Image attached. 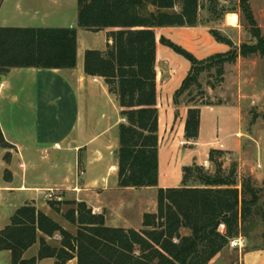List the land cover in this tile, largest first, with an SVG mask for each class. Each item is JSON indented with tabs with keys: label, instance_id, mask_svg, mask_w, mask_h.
Listing matches in <instances>:
<instances>
[{
	"label": "trees",
	"instance_id": "16d2710c",
	"mask_svg": "<svg viewBox=\"0 0 264 264\" xmlns=\"http://www.w3.org/2000/svg\"><path fill=\"white\" fill-rule=\"evenodd\" d=\"M146 0H77V24L90 31L109 29L104 50L84 53V72L100 76L115 94L124 121L118 127V186L152 187L158 178V111L156 58L158 41L180 53L190 62V69L174 93L177 96L189 84L198 85L200 68L215 67L221 77L226 62L258 54L264 61V32L258 26L249 0H236L232 9L240 12L254 43H243L238 53H214L204 59L160 36L156 28L196 26L199 11L206 9L204 22L220 19L227 12L219 0H149L154 10L143 13ZM233 1V0H223ZM217 42L232 47V41L211 28ZM76 65V28L70 27H0V76L11 68L58 69ZM200 108L187 109L184 132L196 139ZM0 147L10 148L0 130ZM211 149L210 172L203 165L183 169L182 185L158 188L156 212H146L141 228L110 227L104 215L93 213L84 201H53L47 204L69 224L72 233L54 218L26 202L17 207L0 229V251L9 253V264H37L51 258L54 264H209L246 224L264 214V185L256 186L245 178L237 187L234 168L225 171ZM9 154H5L7 160ZM192 177L197 184L187 185ZM7 178V177H6ZM63 204L69 207L62 212ZM224 230H220V226ZM188 229L182 234L180 229ZM59 235L58 244L46 238ZM245 234V233H244ZM246 235V234H245ZM37 245V253L25 258L27 250Z\"/></svg>",
	"mask_w": 264,
	"mask_h": 264
},
{
	"label": "crops",
	"instance_id": "0c3cea01",
	"mask_svg": "<svg viewBox=\"0 0 264 264\" xmlns=\"http://www.w3.org/2000/svg\"><path fill=\"white\" fill-rule=\"evenodd\" d=\"M8 1L0 0V27H29L10 26L6 24L5 15L20 16L23 19L35 21L40 15L48 17L50 12L54 13L55 10L52 7L57 2V0H12L9 7H6L11 13L6 14L2 11ZM46 10L49 11L45 12ZM77 12L74 18L66 17L64 24L59 26L76 28L74 68H11L6 75L0 76V130L6 142L11 145L10 148L0 147V215H5L0 217V229L8 222L12 212L26 202H33L37 208L52 217L48 211L50 207L47 202L40 200L48 190L60 195L59 197L84 201L93 213L104 215L107 226L133 228L129 224H120L123 219L117 215L114 216V210L120 206L118 204L120 201L115 202L112 199L116 195V190L122 188L118 186L116 155L118 144L116 146L110 140L102 139V136L110 129L119 127L124 118L120 115L117 96L109 92L104 79L100 76L85 74L83 66L86 50H104L107 42H111L107 37L109 29L90 31L79 27ZM233 14L236 16V21L229 23L228 16ZM238 24L239 14L227 13L220 24H216V29L227 33L230 30H236ZM207 25L208 23L204 26L198 24L179 28L192 29L190 33L198 45L203 46L205 53H210L207 57L214 53L231 50V47L224 43H222L224 47H216V43H213L214 38L209 33L211 26L207 27ZM201 27H204V32ZM172 28L170 26L156 28V31L158 29L157 39L162 36L170 40L166 30L170 31ZM92 35L97 37L93 40ZM228 38L232 41L231 37ZM206 45L210 48L207 49ZM242 58L238 56L239 60ZM169 59L170 54L158 41L155 64L158 178L156 186L147 187L155 190V198L151 199L152 207L143 208L140 214L141 226L144 213L156 212L155 201L158 188L181 186L185 167L193 164L209 167L211 163L208 160V154L211 149H228L219 139H214L212 142L200 141L205 131L203 110L205 107L216 106V104L199 106L198 136L196 139L185 137L186 113L187 109L193 105L174 101V93L181 84L168 92H166L167 89L163 91L172 77ZM239 66L241 62L238 63ZM2 103H5L3 120L1 118ZM235 111L240 115L239 107L236 106ZM234 133L238 146L241 130L237 129ZM198 145L206 146V149L199 152ZM5 154H9L7 160L4 158ZM79 168L81 175H78ZM261 177L264 180V172ZM15 197L20 199V204L11 206ZM9 211H12L11 214H8ZM59 223L66 229L69 228L70 224L66 220ZM220 227L224 230L223 225ZM244 246L243 242L240 248ZM239 262L240 264H264V247L241 250Z\"/></svg>",
	"mask_w": 264,
	"mask_h": 264
},
{
	"label": "rangeland",
	"instance_id": "374dc122",
	"mask_svg": "<svg viewBox=\"0 0 264 264\" xmlns=\"http://www.w3.org/2000/svg\"><path fill=\"white\" fill-rule=\"evenodd\" d=\"M201 1L205 6L207 5V0ZM219 1L225 6L227 12L223 14L220 19L207 22V27L211 26V28L216 29V24H220L224 15L227 13H238L239 24L236 30H230L227 33H224L216 29L221 34L232 38L231 49L235 51V53H238L241 44L254 43L255 39L250 35L246 22L241 18L239 10L237 9L236 11H233L234 9H232L236 5V0L231 2L223 0ZM249 1L256 22L261 31L264 32V0ZM8 2L5 4L2 11L6 14L11 13L6 7H9L10 3L13 1L9 0ZM52 8L55 10L54 13L50 12L52 14L49 13L48 17L40 15L35 21H29L27 18L23 19L20 16L11 17L5 15L6 24L10 26L26 25L29 27H59L64 24V19L66 17L67 19H70L76 16L77 3L76 0H57ZM152 10H154V7L149 3V0L144 1L143 13ZM48 11L49 10H46L45 12ZM207 17L208 12L206 9H200V23L198 24L204 26L206 24L204 21ZM235 17L234 14L228 16V22L234 23L236 21ZM203 28L204 27H201L202 32L205 30ZM190 31H192V29L186 27H173L170 31L166 30V34L170 37V41L187 50L197 59L206 58L210 53H205L203 46L198 45ZM156 32L158 33V29ZM92 36L93 40L97 37L95 35ZM213 41V43H216V47H224L222 43H219L214 39ZM164 47L170 54L169 62L172 68V77L168 85L163 88V91L167 89L166 92H168L181 84L182 79L185 77L187 70L189 69L190 62L169 46L164 45ZM206 48L209 49L210 47L206 45ZM238 56L234 62H226L224 64V72L221 77H218L215 74V67L212 69H208L206 66L202 67V69L200 68L198 74L199 86L189 84V86L177 96V101L195 106L216 104V106L205 107L203 110V129H205V131L202 133L200 141L212 142L214 139H219L224 146H227L228 149L224 148L223 150L216 148L222 152L220 157H218V161L222 163V167L225 171L234 168L238 188H240V182L245 178H250L256 186H262L264 185V180L261 177L262 172H264V61L258 54L245 59L241 57V60L238 59ZM240 62L241 66L238 67V63L240 64ZM223 103L226 105H218ZM4 106L5 103H2V120L4 119L5 113ZM236 106L240 108V115L235 111ZM237 129L241 130L238 146L236 143L237 138L234 133ZM102 139L106 141L110 140L111 143L113 142L117 146L118 127L116 126L114 129H110L107 134L102 136ZM198 146L200 149L198 150L199 152L206 149V146ZM210 146H213L212 143H210ZM204 168L208 169L210 172H213L215 169L213 164ZM98 170L101 171L100 168H98ZM78 175H81L80 168L78 169ZM197 183L198 182L192 177L186 182L187 185ZM116 191V195L113 197L112 201H120V203H118L120 206L114 210L115 215H113H117V217L123 219L120 221V224H129V226L136 229L142 227L140 214L144 210L143 208L153 206L151 199L155 198V190L153 188L138 187L120 188V190ZM47 194H50V196L48 195L46 197ZM59 196L60 195L58 194H53L51 190H48L43 194V198L40 200L43 202H47L48 199L53 201L73 200ZM19 204L20 199L15 197L11 206ZM68 207L69 205L63 204L61 209L65 211ZM48 209L57 222H65L60 214L55 213L51 208ZM11 212L12 211H9L8 214H11ZM4 216V214L0 215L1 218ZM68 227L69 231L75 233V226L70 224ZM220 230L223 231V228L220 227ZM180 231L182 234L189 232L188 229L184 228H181ZM239 236L244 238L245 246L242 249L231 248L227 245L217 254L213 261L209 262V264H240L239 257L241 250H253L264 247V214L258 215L252 223L246 224L242 233L237 237ZM58 239V234L51 238H46L49 243L54 245L58 244ZM37 248L38 246L35 245L27 250L24 257L28 258L35 255L37 253ZM0 264H9V253L7 251H0ZM37 264L54 263L53 259L45 258L39 260ZM68 264H77L76 259L70 261Z\"/></svg>",
	"mask_w": 264,
	"mask_h": 264
},
{
	"label": "built area",
	"instance_id": "2783aa9c",
	"mask_svg": "<svg viewBox=\"0 0 264 264\" xmlns=\"http://www.w3.org/2000/svg\"><path fill=\"white\" fill-rule=\"evenodd\" d=\"M50 196V194H47V196ZM48 200H51V199H48ZM243 242H244V238L242 236H239L237 238H233L230 242H229V246L231 248H240L242 245H243Z\"/></svg>",
	"mask_w": 264,
	"mask_h": 264
},
{
	"label": "water",
	"instance_id": "95a60500",
	"mask_svg": "<svg viewBox=\"0 0 264 264\" xmlns=\"http://www.w3.org/2000/svg\"><path fill=\"white\" fill-rule=\"evenodd\" d=\"M233 52H235V51H233Z\"/></svg>",
	"mask_w": 264,
	"mask_h": 264
}]
</instances>
